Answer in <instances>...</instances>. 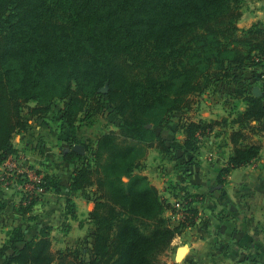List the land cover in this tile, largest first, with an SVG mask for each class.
I'll list each match as a JSON object with an SVG mask.
<instances>
[{
  "label": "trees",
  "instance_id": "obj_1",
  "mask_svg": "<svg viewBox=\"0 0 264 264\" xmlns=\"http://www.w3.org/2000/svg\"><path fill=\"white\" fill-rule=\"evenodd\" d=\"M241 4L0 0V164L15 151L13 134L26 128L24 107L40 116L60 101L57 118L70 132L88 119L91 109H107L118 119L116 129L98 136L89 155L71 147L63 152L66 161L83 159L68 188L90 187L94 193L87 214L94 225L93 240L85 248L90 257L84 259L78 249L54 252L46 226L29 239L13 226L0 246L1 264H160L159 254L179 226L188 224L170 225L164 198L139 168L151 146L172 154L195 151L200 136L219 120L193 118L184 111L220 83L235 80L236 68L252 67L259 63L254 58L264 55V28L237 24ZM240 95L245 106L230 119L231 152L218 181L256 159L262 146L261 140H250V133L264 135L263 94L247 87ZM174 112H180L176 126L181 138L167 139L148 126H160ZM41 184L45 190L59 188L47 172ZM36 200L32 197L23 208ZM70 205L68 199L69 211Z\"/></svg>",
  "mask_w": 264,
  "mask_h": 264
},
{
  "label": "crops",
  "instance_id": "obj_2",
  "mask_svg": "<svg viewBox=\"0 0 264 264\" xmlns=\"http://www.w3.org/2000/svg\"><path fill=\"white\" fill-rule=\"evenodd\" d=\"M241 11L242 14L237 21L239 27H248L253 23H258L259 27L264 28V0H242ZM247 68H249L250 73L255 70L254 66H246V69L245 66L236 69L245 71ZM248 80L246 77L243 78L242 85L247 83ZM255 85H251V90ZM245 88L247 87L242 88L240 92L238 91L239 96ZM48 114L49 112L37 117L31 115V117L37 118V123H34L37 129H28L30 122L33 120L28 119L26 128L15 134L14 147L17 146L16 142L21 143L24 141V143H27L26 137L30 142L39 136L42 139L46 137L45 140H50L48 144L42 142L41 144H44V146L40 147L41 150L36 149V152H34L35 149H30L32 144L29 143L25 152L28 154L29 161H34V164L37 163L35 168L37 167L45 173L54 174L53 176L58 182L59 188H48L29 208L24 209L23 205L27 203L24 202L21 196L22 192L18 184L20 180L18 179L14 183V226H20L24 230L26 239L37 235L40 228L46 226L52 233H62L59 235L62 238L58 241H62L64 245L67 244L66 246H71L70 238L77 232V237L87 235V246L89 248L93 238L92 223L89 222L87 214L94 205L93 190L90 187L70 190L68 183L71 180V175L74 168L79 166L81 162L73 158L70 161L64 159L59 161L56 160V155L51 154V151L53 152L56 147L57 143L54 141L57 138H60L59 142L64 138L61 145L57 144L63 152L69 148L68 141H72L71 144L79 142L78 136L82 129H78L81 128V123H78L75 132H70L68 128L62 127L60 128L61 132L58 133L59 129L53 130L45 123L46 120L48 121ZM57 119L55 116L54 120ZM42 120L44 122H41ZM58 121L60 120L58 119ZM32 125L33 123H31ZM170 128L172 136L173 134L176 135L178 130L175 131L174 127ZM156 131L160 132L163 137L170 139L168 135L162 132V127H158ZM31 133L34 135H31ZM44 133L45 137L42 136ZM101 133L95 136L91 143H88L89 146L95 144ZM228 133L229 131L226 128L213 130L211 133L213 135L206 138L203 145V137L200 136L199 147L189 154L190 156L194 155L199 163L191 165L188 169L192 188L200 189L203 192L206 188L209 191L208 194H210L209 197H206L207 200L210 198L215 199L218 196L219 201H221L219 202L218 217L215 216V208L211 206L206 208L207 227L212 230V233L213 230L215 231L217 234L216 240L210 237L211 232L209 236H206L203 232L198 234L199 232H195V228H191L189 225L188 229L184 228L180 232L184 235L180 247H184V252H186L183 260L185 264H260L264 262V135L260 133L256 135V139L262 142L257 158L246 165L231 169L227 174H222L221 181H218L219 170L226 165L231 152ZM177 136L181 138L182 133L180 135L177 133ZM73 137L76 140H70ZM82 144L84 150L88 149L89 146L87 147L84 142ZM50 155H54V157L51 158ZM201 156L206 160L203 161ZM19 170L21 169H17V175ZM141 172L147 174L146 168L143 167ZM152 182L156 184L154 181ZM218 186H220L219 192H211ZM9 198L10 201L13 200L11 196ZM68 199L71 203L72 210L70 211ZM213 199L209 200L208 203H212ZM82 218L86 220L81 221ZM176 240L175 238L172 240V245L176 244ZM17 245L21 246V242H17Z\"/></svg>",
  "mask_w": 264,
  "mask_h": 264
},
{
  "label": "rangeland",
  "instance_id": "obj_3",
  "mask_svg": "<svg viewBox=\"0 0 264 264\" xmlns=\"http://www.w3.org/2000/svg\"><path fill=\"white\" fill-rule=\"evenodd\" d=\"M256 60V58H254ZM252 66L255 67V70H253V73L249 72V68L245 71L237 70L236 73L237 78L235 80H231L230 82L224 81L219 84V89L217 91H207L197 103H194L192 108L189 110L184 111L183 115L191 116L193 118H196L198 116H203L205 118H214L219 120V124L213 125L212 131H217L221 130L222 128H226L228 131L231 129L230 125V119L231 117H235V112L234 110L236 109H242L245 105L242 100V97L239 96L238 91L244 87H251L252 84L259 83L257 79H255L256 74L259 73V71L262 69L258 68L253 64ZM251 67V66H248ZM246 69V66H245ZM253 74V77H252ZM248 78L249 80L247 83L244 85L242 82L243 78ZM247 80V79H246ZM259 88L261 84L257 85ZM262 88H260L261 94H262ZM260 94V95H261ZM261 102L264 103V91H263V99H261ZM61 102L53 108L48 114V121L46 120L45 123L50 127L53 128V130H58V133L61 132L62 126L60 121L54 120V117H58V107H60ZM242 107V108H241ZM27 108L24 107L22 109L23 116L28 120V119H33L30 122V127L28 129H37L34 125V123H37V116L31 117L28 112H26ZM180 112H174L168 114L166 116L167 121H162L160 126H157L153 122H149L148 126L157 129L158 127H162V132L166 135H168L170 138H172L175 134H171L170 132V127H174V130L176 131L177 126L176 122L180 120ZM53 117V118H52ZM87 121H83L84 123L81 122L78 130L82 129V132L78 136L79 143H83L88 147L89 142L91 143L95 136H97L99 133L103 132L104 130H108L110 128L116 129V123L118 121L116 115H108L107 114V109H102V108H96V109H91V114L89 117H86ZM165 120V119H164ZM41 122H44L42 120ZM29 123V122H28ZM31 123L33 125L31 126ZM238 125L237 123L235 126ZM88 126V127H87ZM173 129V128H172ZM36 131V130H34ZM180 130L176 131L178 135H180L181 131ZM210 132L205 133L202 137V145L205 142L206 138H209L213 134ZM16 134V133H15ZM15 134H13L12 137V142L14 145V140ZM258 133H250V140L256 139V135ZM31 135H34L31 133ZM45 137V133L42 135ZM69 136V135H68ZM172 136V137H171ZM178 137V136H177ZM46 138V137H45ZM45 138H40V136L31 141L26 139L27 143H24L22 141L21 143L16 142V148H15V153H17L18 150L22 151L24 155L28 154L25 152L27 149L29 143L32 145L30 146V149H35L34 152H36V149L41 150V146H44V144H41L44 142L45 144H48V141L50 143V140H45ZM70 138V137H69ZM67 138V139H69ZM60 138H57L54 142H56L58 145H61L63 142L61 139L59 142ZM70 140H76L71 138ZM200 140V138H199ZM53 142V141H52ZM72 141H68L67 145L68 147H71ZM76 142V141H75ZM56 144V147L53 149V152L51 151V154L56 155V160H62L63 159V150L58 147ZM199 147V146H198ZM91 145L86 148L84 154L89 155ZM38 152V151H37ZM40 153V151H39ZM50 155V157H54ZM10 158V165L5 166L4 169L2 170L0 168V246L1 244L6 240L8 234L7 232L11 227L14 226V153H12ZM9 156V157H10ZM193 155L192 157L189 154L186 153H181L180 151H177L175 154L172 153H165L163 151H158V149L154 146H151L148 148L147 153L144 157L143 160V167L146 168L147 171V176L149 180L152 182L154 181L156 184V187L158 188V191L160 195L164 198L166 204H167V209H166V215L169 217V222L171 226L179 225L181 222H185L191 228H195V232H203L206 234V236H209V233H212L211 229H208L206 221L207 218V211L206 208L208 206H211L215 208V216L218 217L219 215V197L216 196L217 198L213 199L210 198L209 200H212V203H208L209 200L206 199V197L210 194L209 191L206 190L203 192L200 189L197 188H192V185L190 184V179H189V173L188 169L190 168L191 165L194 164H199L198 159ZM17 158V157H16ZM73 159H78L79 162H82V158L74 156ZM190 159L192 162H189ZM201 159L204 161L206 158L201 156ZM37 164V163H35ZM34 161H30V167L32 169H39L35 168ZM38 166V165H37ZM39 167V166H38ZM47 169V168H46ZM142 169L139 168V171ZM10 174H6V173ZM52 175V174H51ZM54 175V174H53ZM218 185V184H216ZM220 186L215 187L213 191L211 192H219ZM22 192V191H21ZM212 193V194H213ZM211 194V195H212ZM9 196L13 198V200H9ZM94 196V195H93ZM209 197V196H208ZM84 200V198H83ZM86 220L85 218H82L81 221ZM89 220V219H88ZM87 220V221H88ZM189 220H193L191 223ZM90 222V221H89ZM91 223V222H90ZM188 225L185 226H179L180 228L178 229L177 233L171 238L168 246L164 249V251L159 254V259H160V264H185L184 252L182 256L179 258L177 257L178 251L181 249L180 245H182V242L184 240V235L180 234V232L185 228L188 229ZM187 226V227H186ZM92 231L94 228V225H91ZM89 228V227H88ZM64 229V228H63ZM192 230V229H191ZM88 231V230H87ZM91 231V232H92ZM187 231V230H186ZM49 231V236L51 237V249L56 252L58 250H65L70 248L71 250L73 249H78L80 251V256L83 257L84 259H88L90 257V251L85 250L87 248V242L88 239L86 236H79L77 237L76 233L74 236H72L71 239V246H66L63 244L62 241H58V239H61L62 236H59L61 234H58L59 232H51ZM214 235V236H213ZM217 234L213 230V233L210 235L212 239L216 240ZM60 237V238H59ZM77 238V239H76ZM177 239L175 242L176 244L172 245V240ZM65 239V237H64ZM66 240V239H65ZM66 243V242H65ZM68 243V242H67ZM11 251L10 249H6V252ZM3 256H0V264L3 261ZM187 264V263H186ZM191 264V263H189Z\"/></svg>",
  "mask_w": 264,
  "mask_h": 264
},
{
  "label": "built area",
  "instance_id": "obj_4",
  "mask_svg": "<svg viewBox=\"0 0 264 264\" xmlns=\"http://www.w3.org/2000/svg\"><path fill=\"white\" fill-rule=\"evenodd\" d=\"M256 60H259L258 64H255L258 68L260 66L262 69L259 73L256 74L257 81L259 82L257 85L261 84L260 88H262V94L264 91V55L256 56ZM14 151V183L18 181L20 190L22 191V198L24 199L25 203H28L32 197H36L37 199L39 196L45 191L44 186L41 184L42 177L45 174L43 170L40 169H32L30 167V161L28 160V156L24 155L22 151L18 150L17 153ZM11 155V154H10ZM9 155V156H10ZM7 157L0 165L1 169L3 170L5 166L10 165V157ZM17 157V158H16ZM12 164V163H11ZM19 170V174L17 175V169ZM6 173V172H5ZM10 174V173H6Z\"/></svg>",
  "mask_w": 264,
  "mask_h": 264
},
{
  "label": "water",
  "instance_id": "obj_5",
  "mask_svg": "<svg viewBox=\"0 0 264 264\" xmlns=\"http://www.w3.org/2000/svg\"><path fill=\"white\" fill-rule=\"evenodd\" d=\"M253 93L255 95H260L261 94V91H260V88L255 85L252 89ZM72 150L76 151L77 153H81L83 154L84 153V145L82 143H79V142H76L74 143L72 146H71ZM184 247H182L179 251H178V254H177V257L179 258L180 256H182V254L184 253Z\"/></svg>",
  "mask_w": 264,
  "mask_h": 264
},
{
  "label": "bare ground",
  "instance_id": "obj_6",
  "mask_svg": "<svg viewBox=\"0 0 264 264\" xmlns=\"http://www.w3.org/2000/svg\"><path fill=\"white\" fill-rule=\"evenodd\" d=\"M185 250V249H184Z\"/></svg>",
  "mask_w": 264,
  "mask_h": 264
}]
</instances>
